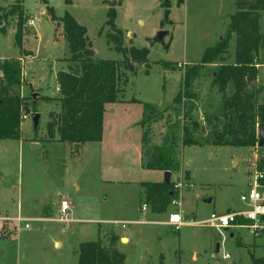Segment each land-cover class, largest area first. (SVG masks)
Segmentation results:
<instances>
[{
    "label": "rangeland",
    "instance_id": "1",
    "mask_svg": "<svg viewBox=\"0 0 264 264\" xmlns=\"http://www.w3.org/2000/svg\"><path fill=\"white\" fill-rule=\"evenodd\" d=\"M238 1L23 0L21 49L15 41L18 18L0 23V64L21 60L20 92L30 106L21 138L0 139V264H77L80 244L85 242H100L107 251L118 247L124 264H254V259L264 264V238H255L244 228L220 230L201 224L214 212L243 206L240 194L249 185V161L257 148V142L253 147L214 145V127L208 121L220 114L223 102V93L213 84L214 72L221 64L236 62L231 23ZM16 2L0 0V6ZM52 8L57 18L69 13L87 28L95 58L119 62L125 100L153 104L163 118L143 125L142 110L123 105L106 116L102 142H86L76 150L58 136L50 137L47 124L62 109L57 73L68 70L72 55L61 20L52 19ZM111 8L116 11L115 27L108 25ZM167 8L170 13L165 18ZM117 29L125 53L109 41L108 35ZM159 30L169 31L164 45L154 40ZM259 32L258 73L247 90L264 103V10ZM224 38L227 52L200 70L190 89L194 99L176 104L184 72L200 64L205 50ZM143 48L149 51L144 60L131 55L132 49ZM233 90L230 84L226 95ZM191 105L201 127L194 132L200 144L180 143V167L171 178L175 184L183 183L177 204L172 202L162 213H154L149 205L143 210L142 183L165 178V172L144 166L143 152L162 145L168 123L179 120L180 133L184 111ZM33 112L41 114L37 133ZM216 124L221 128L220 121ZM33 141L43 145L33 150ZM60 199L71 203L68 222L62 220ZM172 213H181L195 224L176 230L168 224ZM123 237L127 240L121 241Z\"/></svg>",
    "mask_w": 264,
    "mask_h": 264
},
{
    "label": "trees",
    "instance_id": "2",
    "mask_svg": "<svg viewBox=\"0 0 264 264\" xmlns=\"http://www.w3.org/2000/svg\"><path fill=\"white\" fill-rule=\"evenodd\" d=\"M46 3L47 0H43ZM23 0H17L10 7L0 6V23L9 17L18 18V29L15 35L17 46L21 49L25 9ZM70 2V0H67ZM238 11L232 17L231 27L236 34V62L221 64L214 72L213 84L223 93L222 109L219 115L211 116L208 121L212 124L214 145L234 144L239 138V145L255 146L258 141L257 126L264 124V103H259L257 95L247 90L248 85L257 77L256 57L260 51L262 35L259 32V16L264 10V0H239ZM52 19L61 20L66 40L69 43L71 57L68 70L57 73L60 92L61 114L57 119L52 118L47 124L50 137L58 136V140L71 144L101 141L104 133V114L106 106L121 101L120 65L116 60L97 59L91 48L87 28L81 25L71 14L66 13L57 18L51 9ZM170 8L165 11L168 18ZM108 25L115 27L116 11L109 10ZM118 30V29H117ZM5 32V30H2ZM109 41L115 43L118 52L122 48V33L108 35ZM228 40L219 41L215 46L205 50L200 64L191 65L183 75L182 90L175 98L176 104L185 105L187 98L193 100L190 91L194 81L200 75V70L213 62L222 53L227 52ZM131 55L141 60L149 53L148 49H132ZM167 67V64H165ZM0 139H20L22 124L30 106L22 97L20 88L23 82L22 62L11 58L0 64ZM234 87L231 95H226L229 85ZM133 102L143 105V120L154 122L163 118L153 104L133 99ZM193 107L184 111V123L178 132L180 121L168 123L163 143L143 152L145 167L150 170L171 171L174 173L180 167L177 158L180 143L182 145L200 144L194 138V132L200 124L192 116ZM189 121L187 124L185 121ZM221 122V128L216 124ZM143 143L145 138L142 139ZM146 204L151 206L154 213L165 212L176 199L175 183L143 182ZM113 245L116 240L112 241ZM114 248V246H113ZM77 264H124L125 256L117 249L107 251L100 242H85L80 244ZM262 260L254 259V264ZM163 264V263H161Z\"/></svg>",
    "mask_w": 264,
    "mask_h": 264
},
{
    "label": "built area",
    "instance_id": "3",
    "mask_svg": "<svg viewBox=\"0 0 264 264\" xmlns=\"http://www.w3.org/2000/svg\"><path fill=\"white\" fill-rule=\"evenodd\" d=\"M25 115V119H26ZM205 123V120H204ZM257 126V135H258ZM258 142V141H257ZM250 170L249 185L246 190L240 194L242 207L233 209L225 213H212L210 217L202 222L203 225L214 226L217 229L239 228L247 229L255 238H264V147L261 154L258 153V145L254 150V158L249 161ZM182 182H176L175 189L182 188ZM177 204L176 199L173 200ZM60 212L63 215V221H69V212L71 211V203L68 199H60ZM148 205L143 204V210H146ZM21 221V218H18ZM168 224L175 226L176 230L184 225H193L194 221L187 220L186 216L181 213L170 214ZM26 227H29L26 224ZM229 254H225L228 258Z\"/></svg>",
    "mask_w": 264,
    "mask_h": 264
},
{
    "label": "water",
    "instance_id": "4",
    "mask_svg": "<svg viewBox=\"0 0 264 264\" xmlns=\"http://www.w3.org/2000/svg\"><path fill=\"white\" fill-rule=\"evenodd\" d=\"M168 34H169L168 30H159L156 33L154 40L157 43H160V44L164 45L165 44V37ZM31 119L33 121V126H34L35 133H37V130H38L39 125H40L41 114L39 112H33L31 114ZM234 143L235 144H240V139L239 138L234 139ZM257 145H258V153L261 154L263 152V147H264V124H260L259 127H258V142H257ZM30 146H31V149H33V150L40 147V145L36 144V143L30 144ZM75 148H76V150H78L79 144H76ZM171 174H172L171 171H165V173H164V175H165L164 182L166 184H170V182H171ZM206 201L207 202H211V199L206 200ZM122 240L125 241V240H127V238H123Z\"/></svg>",
    "mask_w": 264,
    "mask_h": 264
},
{
    "label": "crops",
    "instance_id": "5",
    "mask_svg": "<svg viewBox=\"0 0 264 264\" xmlns=\"http://www.w3.org/2000/svg\"><path fill=\"white\" fill-rule=\"evenodd\" d=\"M260 53V52H259ZM58 90H59V87H58ZM128 100L129 99H127V100H125L124 99V97H123V95H121V101H119V102H115V103H111V104H108L107 106H106V111H105V114H104V125H105V118H106V116L108 115V113H113V112H115L119 107H122L123 105L124 106H136V107H139L141 110H142V114H143V106H142V104H136V103H130V102H128ZM140 101V100H139ZM142 117H143V115H142ZM27 119V118H26ZM142 119V118H141ZM103 139H104V133H103V138H102V140L101 141H93V142H102L103 141ZM32 143H36L35 141H33V142H30V144H32ZM85 144V143H84ZM84 144H79V148H81ZM40 147L43 145V143L42 142H40ZM72 145H76V144H72ZM78 148V149H79ZM160 172H164V171H160ZM172 175H173V173L171 174V178H172ZM158 182H162V181H158ZM145 204V203H144ZM232 236H233V234H232ZM123 238H125V237H123ZM123 238H121V241H123L122 239ZM130 240V239H129ZM117 249H118V247H117Z\"/></svg>",
    "mask_w": 264,
    "mask_h": 264
}]
</instances>
